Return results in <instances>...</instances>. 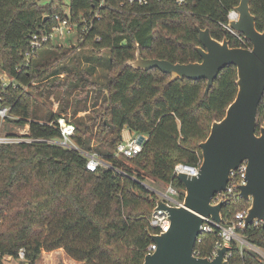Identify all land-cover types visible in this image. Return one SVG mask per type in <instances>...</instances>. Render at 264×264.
Wrapping results in <instances>:
<instances>
[{
	"label": "trees",
	"instance_id": "1",
	"mask_svg": "<svg viewBox=\"0 0 264 264\" xmlns=\"http://www.w3.org/2000/svg\"><path fill=\"white\" fill-rule=\"evenodd\" d=\"M67 1L0 0V71L15 81L3 86V104L10 109L0 126L5 121L28 124L32 137L58 139L57 118L63 117L75 125L73 141L82 151L41 142L0 145V264L17 259L19 249L24 250L21 264H36L42 251L58 248L82 264H142L150 234L159 231L148 223L161 198L158 192L164 191L159 185L171 182L179 191L177 199H183L173 169L200 162L199 143L236 94V69L223 68L205 95L203 79L169 81L157 68L136 70L126 62L134 59L136 49L143 58L199 61L196 26L208 28L217 40L228 38L230 46L249 47L248 40L240 43L220 25L239 0H188L182 6L173 0L124 6L121 0ZM67 9L78 34L93 19L79 45L109 52L103 85L86 77L94 70L91 65L85 73L67 74L63 87L50 81L64 70L50 71V66L71 49L48 41L30 52V35L50 32L56 25L54 14L63 18ZM250 9L262 30L264 0H250ZM41 48L56 49L58 58L34 63ZM78 78L79 84L70 81ZM24 85L33 91L24 92ZM37 96L56 102L58 110L40 112ZM263 121L264 94L257 124ZM125 125L146 136L133 158L115 156ZM85 153H96L104 165L86 169ZM247 205L243 199L226 203L222 219ZM240 233L264 248V225ZM215 239V232L204 234V249ZM229 260L264 264L247 250L234 249Z\"/></svg>",
	"mask_w": 264,
	"mask_h": 264
},
{
	"label": "water",
	"instance_id": "2",
	"mask_svg": "<svg viewBox=\"0 0 264 264\" xmlns=\"http://www.w3.org/2000/svg\"><path fill=\"white\" fill-rule=\"evenodd\" d=\"M234 8L238 18L229 20L228 25L249 41V47L230 46L228 38L217 40L208 28L196 26L199 61L172 63L143 58L136 49L134 59L126 62L136 70L157 68L170 76L169 81L203 79L205 95L223 68L232 65L236 69V94L222 118L211 122L208 135L199 143L201 160L197 175L183 172L176 175L183 186L182 204L156 201L155 209L167 213L169 225L164 231L150 234L156 248L145 254L142 264H228L223 257L226 248H221L211 261L195 258L192 248L203 218L221 221L224 202L211 204L210 199L225 189L229 172L244 161L245 183L240 185L239 195L249 206L243 228L255 219L264 225V121L257 124V111L264 94V27L256 28L250 0H239ZM143 138L139 134L136 142L140 144Z\"/></svg>",
	"mask_w": 264,
	"mask_h": 264
},
{
	"label": "built area",
	"instance_id": "3",
	"mask_svg": "<svg viewBox=\"0 0 264 264\" xmlns=\"http://www.w3.org/2000/svg\"><path fill=\"white\" fill-rule=\"evenodd\" d=\"M148 0H121L120 6L124 5H143L146 4ZM178 6H182L187 3L188 0H173ZM122 11V10H116ZM54 19L56 21V25L51 28L50 32H34L30 35V52L35 51L39 48L43 43L54 40L55 37H61L65 33H70L73 31L75 25L70 23L68 9L66 10L65 16L61 18L58 14H54ZM95 19H99V15H94ZM238 18V12L235 8H231L227 11L226 21L220 22V25L227 30L236 40L240 43H245L244 36L233 30L229 27V20H236ZM85 23L82 27L81 33L79 34L80 43L84 40V36L87 33V30L90 27V23ZM29 52L26 53V55ZM28 56V55H27ZM4 83L0 85V123L9 117V109L10 106L4 105V96H3V86ZM52 125V123H49ZM57 127L59 130L60 137L58 139H48V138H34L30 136L29 133V125L25 124L23 130L19 132H8L1 131L0 129V145L6 144H19V143H47L51 145H57L62 148H69L79 152H82L74 143L73 137L75 135V125L65 120V118L60 117L57 118ZM139 134L134 135L133 137H128L122 140L120 143L116 145L115 156L133 158L135 157L142 148V144L146 138L144 136L142 142L138 144L137 136ZM85 155L88 157L87 163L85 165L86 169L90 171H94L96 167L100 165H104V163L100 160L99 156L96 153H90ZM200 162L197 165L180 163L177 164L173 169V174L176 176L177 173L183 172L188 176H195L198 173V167ZM245 183V161L242 162L236 169L231 170L229 172V178L226 183V187L224 190L215 193L211 199V204H216L218 202H224V205L228 202L233 201L236 203L239 199H242L239 195V187L240 185ZM161 196L160 199L168 202L170 205H181L182 200L177 199L179 196V191L174 187V185L169 182L165 184V192H158ZM248 202V201H247ZM223 205V206H224ZM248 205L245 208L239 209L233 217L223 220L221 216V221L216 222L211 218H203V222L200 226V232L195 238V242L192 248V255L195 258H205L209 261L213 260L218 251L221 248H226L227 251L224 252L223 257L227 260L228 264H230L232 252L234 249H237L240 253L242 251L247 250L253 254L260 255L264 257V252L261 251L260 246H256L252 243H249L240 233L241 229H244V217L247 213ZM149 226L153 229L159 230L158 232L164 231L167 229L169 225L168 215L164 210L155 209L151 211V214L148 218ZM262 225L261 220L255 219L250 225H248L245 229L248 228H257ZM157 232V233H158ZM216 233V239L213 243H211L208 250H205L206 243H203V235L208 233ZM247 242V243H246ZM156 245L151 241L146 247L148 253L155 250ZM263 249V248H262ZM206 252V254H205ZM256 255V256H257ZM18 259L22 260L24 258V250L19 249L17 252ZM260 259V258H259Z\"/></svg>",
	"mask_w": 264,
	"mask_h": 264
},
{
	"label": "rangeland",
	"instance_id": "4",
	"mask_svg": "<svg viewBox=\"0 0 264 264\" xmlns=\"http://www.w3.org/2000/svg\"><path fill=\"white\" fill-rule=\"evenodd\" d=\"M67 2L68 1L65 0V3ZM52 43L53 46L58 45V46H62L63 49H71L70 51L67 52V54L64 57L57 59L52 63V66H50L49 68L50 71L57 69L60 70L64 68L63 71L60 70V73L54 75V77L53 76L49 77L52 83L53 82L57 83L60 87H63L62 83L65 81L67 74L72 75L70 73H85L87 69L90 67V65L94 67L93 72L91 74L89 73L87 75L85 74L86 77L89 79V81H95L99 86L107 82V64L109 61V52L104 49L100 51L90 52L88 48L81 47V45H79L80 43L79 34L76 31L75 27L73 28L72 32L65 33L61 37H55ZM46 55H48L47 58H44L46 57ZM57 55H58V51H56V49L51 50L49 48H41L38 50L37 55L35 56L37 58L36 60H34V63L42 62L46 59H56L58 58ZM89 56L93 57L92 60H88V61L85 60L86 57ZM0 81L5 85L11 82L15 83L14 79L9 77L3 71H0ZM70 81L78 82V84L80 83L79 78L77 79V81L76 79ZM36 83L37 82H32V84H36ZM23 91L32 92L33 89L24 85ZM37 98L40 103L39 106L41 109L40 112L45 113V110L47 109H50L52 111L58 110V108H56V102L48 103L42 100L41 98H39V96H37ZM24 127L25 125L20 127L13 122L5 121L0 126V129L8 130V132H19L23 130ZM126 163H130V162L127 161ZM159 187L161 190H164L161 192H165L164 189L165 187H163V185L162 186L159 185ZM260 249L261 251L264 252V248L263 249L260 248ZM257 257L264 262V257H261L260 255L259 256L257 255ZM20 262L21 260L18 258L12 259L10 262L7 260L4 261L5 264H21ZM40 264H75V262L72 261L64 251H55L50 254L47 253V255L45 256V261L40 262Z\"/></svg>",
	"mask_w": 264,
	"mask_h": 264
},
{
	"label": "crops",
	"instance_id": "5",
	"mask_svg": "<svg viewBox=\"0 0 264 264\" xmlns=\"http://www.w3.org/2000/svg\"><path fill=\"white\" fill-rule=\"evenodd\" d=\"M121 135H122V140H124V139H126L128 137H133L134 135H136V133L134 131H131L129 129L124 128L122 130ZM55 251H63V249L62 248H58V249H55V250H52V251H49V252L42 251L41 255L39 256V258L36 261V264H40V262H44L45 261V256L47 255V253L50 254V253L55 252ZM70 259L72 261H74L75 264H82V262H78L76 260H73L72 258H70Z\"/></svg>",
	"mask_w": 264,
	"mask_h": 264
}]
</instances>
